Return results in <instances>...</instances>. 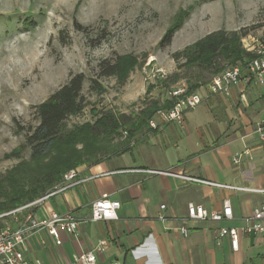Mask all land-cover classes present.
I'll return each instance as SVG.
<instances>
[{"label":"crops","instance_id":"crops-1","mask_svg":"<svg viewBox=\"0 0 264 264\" xmlns=\"http://www.w3.org/2000/svg\"><path fill=\"white\" fill-rule=\"evenodd\" d=\"M198 91L204 100L185 112L181 124L165 123L139 135L128 151L81 166L80 182L37 204V218L70 212L79 224L74 235L60 232L59 245L46 229H33L24 251L27 264H78L73 256L101 241L105 247L95 264H264V235H241L236 250L227 236H218L222 227L244 225L264 200V193L254 191L264 190V138L256 131L259 124L264 128V83L236 84L227 97L207 94L206 85ZM104 194L120 202L118 218L90 221L92 203ZM224 201L231 205L230 219L187 216L189 203L212 212Z\"/></svg>","mask_w":264,"mask_h":264},{"label":"rangeland","instance_id":"rangeland-1","mask_svg":"<svg viewBox=\"0 0 264 264\" xmlns=\"http://www.w3.org/2000/svg\"><path fill=\"white\" fill-rule=\"evenodd\" d=\"M174 22L180 27L171 44L159 47ZM75 24L86 32L76 30ZM242 28L248 32L241 39L243 49L250 38L264 39V0H0V178L17 167L39 170L54 162L57 151L42 160L29 158L25 132L37 124L34 106L71 74L85 76L86 105L66 119L63 133L78 128L83 141L75 145L77 150L83 145L99 147L101 137L90 134L89 126L94 127L104 112L129 115L146 100H162L171 90L185 88L184 79L169 84L176 71L173 52L211 31ZM121 55L137 61L126 78H98L104 91L91 90L99 61ZM124 141L115 137L109 148L118 149ZM62 182L63 177L46 194ZM42 197L1 214L6 217L0 219V227L16 226Z\"/></svg>","mask_w":264,"mask_h":264},{"label":"trees","instance_id":"trees-1","mask_svg":"<svg viewBox=\"0 0 264 264\" xmlns=\"http://www.w3.org/2000/svg\"><path fill=\"white\" fill-rule=\"evenodd\" d=\"M74 27L78 31L86 32L85 28L79 24H75ZM179 27L180 23H172L162 35L158 43L159 47L170 45ZM247 34L245 28L217 29L183 49L173 52L172 58L176 63V71L170 74L169 84L184 79V94H189L209 82V78L213 75L228 67L238 65L242 73H245L246 63L253 58L252 53L241 47V39ZM99 37L102 39L105 36ZM136 63V59L128 55L117 56L112 60L102 59L98 63L96 79L90 81L91 90L96 93L104 91V87L98 82V78L101 77L117 76L123 81ZM84 81L83 73L71 74L64 84L44 101L34 106L37 124L27 127L25 132V143L30 149L29 158L42 160L53 151H57V154L53 163L39 170L21 166L8 171L0 178V215L42 197L62 180L68 170L83 164H96L108 157L128 151L133 146V139L136 136L154 132L155 129H151L148 125V121L154 114L158 110L170 109L176 101V96L170 95L162 100H146L137 112H131L129 115L104 112L94 127L89 126L90 134L101 137L100 146L83 145L80 150H77L75 145L83 141L81 137H78L80 131L76 127V130L63 133V129L69 116L78 114L85 108L86 104L82 96ZM163 82L165 86H169L166 80ZM115 137L125 141L124 144L119 142L121 145L118 149L111 150L109 147ZM138 139L139 137L136 141ZM68 147L72 148L71 153L68 152ZM5 217L6 215L0 219Z\"/></svg>","mask_w":264,"mask_h":264},{"label":"built area","instance_id":"built-area-1","mask_svg":"<svg viewBox=\"0 0 264 264\" xmlns=\"http://www.w3.org/2000/svg\"><path fill=\"white\" fill-rule=\"evenodd\" d=\"M244 49L253 54V58L246 63L244 69L245 73H242L240 66L235 65L213 75L206 84L207 94H218L227 97L230 94L231 87L236 84L248 83L250 81L264 83V39L250 38L246 40ZM184 92L185 88H181L179 90H173L170 93V95L176 96V101L170 109L158 110L154 114L148 121V125L151 129H158L163 124L169 122L181 124L185 112L195 108L204 100V95L199 91H194L189 94H184ZM263 129L262 124L256 127V131L261 138H264ZM240 157V154L235 156L233 159L234 162L237 163ZM78 174V168L68 170L63 175L62 184L39 199L38 203L55 192L64 190L80 182L76 181ZM191 180L220 188L245 189L226 184L213 183L198 178H191ZM254 191L264 193V190ZM160 207L163 209L165 206L161 205ZM119 208L120 202L118 200L112 199L104 194L92 203L89 220L99 221L117 219ZM187 216L189 219L194 220L210 219L218 222L230 219L232 217V208L229 201H224L221 210L209 212L202 205L189 203L187 205ZM158 217L161 220L164 218L162 214ZM78 224L79 221L70 212L58 213L51 211L44 218H37L32 213H27L19 226H5L0 228V264H27L24 258V251L26 249V241L33 229H46L48 235L53 238L55 244L59 245L61 243L60 232L64 231L67 234L74 235L77 231ZM181 230L183 233H186L185 228H181ZM247 234L264 235V200L253 208L251 214L245 218L244 225L240 227H222L218 231L219 237L227 236L230 239L231 247L234 250L238 248L239 237ZM104 247L105 242L101 241L93 249L74 255L73 261L78 264H95L96 253L103 251ZM35 264L41 263L36 261ZM112 264H121V262L115 261Z\"/></svg>","mask_w":264,"mask_h":264}]
</instances>
